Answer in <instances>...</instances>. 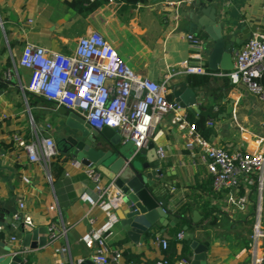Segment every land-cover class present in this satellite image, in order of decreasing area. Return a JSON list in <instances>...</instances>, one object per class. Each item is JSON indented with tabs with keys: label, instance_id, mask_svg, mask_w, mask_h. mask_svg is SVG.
<instances>
[{
	"label": "crops",
	"instance_id": "0c3cea01",
	"mask_svg": "<svg viewBox=\"0 0 264 264\" xmlns=\"http://www.w3.org/2000/svg\"><path fill=\"white\" fill-rule=\"evenodd\" d=\"M66 1L0 0V77L3 78L7 69L17 65L26 42L67 53L81 36L94 30L102 33L117 48L131 68L158 82L169 68L178 69L183 61L190 58L192 47L184 38L190 32V21L185 18L189 5L179 8L182 18L178 28H175L174 22L165 21L166 15L172 13L167 10L168 0H147L145 4H139L131 10H124L117 0H111L86 17L68 7ZM202 2L216 7L229 38L236 33V38L242 40V28H248L250 33H264V0ZM191 33L206 40L205 52L208 54L212 46L208 38L196 31ZM244 42L236 44L238 50ZM227 45L235 43L228 41ZM18 71L25 76L22 69ZM202 78L199 74L181 73L174 76L170 81L169 98L175 100L172 86L180 82L196 91L199 111L189 110L190 113L196 116L202 111L212 113L207 121L211 119L213 126L206 125L213 131L208 137L204 135L206 138L214 144L234 149L243 146L239 139L242 131L262 132V102L258 96L244 86L231 84L225 77H208L206 83L198 84ZM14 87V84H7L3 91L0 89V253H4L3 247L7 246L12 247L13 252L24 249L20 242L11 240L12 231L28 229V224L35 228L48 227L51 222L60 223L62 219L67 227L66 238L48 242V245L37 249L25 248L27 263L58 264L66 259V264H71L68 255L66 258L60 251L67 244L74 264L80 259L92 260L95 244L81 240L91 230L86 216L90 206L80 196L91 190L93 183L82 170L71 165V160L75 158L68 151L65 141L68 129L55 107L44 106L43 110L46 113L57 112L60 129L56 131L53 124L51 133L57 142L63 172L54 176L51 165L46 167L28 160L26 152L13 138L16 133L29 134L33 126L24 97ZM46 123L36 125L42 127ZM161 142L167 147V157L162 165L167 170L168 182H172L175 188L170 192L162 189L168 199L167 210L178 217L181 206L191 203L185 225H188L195 240L206 246L207 264H251L252 212L234 219L217 200L215 192L210 196L201 189L210 175L198 158L195 161L190 158L174 130H166ZM6 145L10 148H6ZM262 197L264 205V192ZM208 198L215 211L211 217L204 218V203ZM22 202L25 207L20 209ZM53 205L59 209L61 217L59 211L50 209ZM118 211L123 215L120 208ZM194 212L196 220L193 219ZM16 213H19L21 221L18 226ZM92 213L99 222L104 219L100 210L96 209ZM179 225V219H172V224L169 223L163 232H148L143 242L135 243L125 234L119 222L111 241L122 248L128 264H154L164 255L169 256L167 251L172 247L170 233ZM226 232L229 234L226 235ZM157 236L169 239L167 250L159 245ZM232 236L235 237L233 240ZM173 248L176 251L174 256L192 259V250L191 256L184 255L183 242L178 241Z\"/></svg>",
	"mask_w": 264,
	"mask_h": 264
},
{
	"label": "built area",
	"instance_id": "2783aa9c",
	"mask_svg": "<svg viewBox=\"0 0 264 264\" xmlns=\"http://www.w3.org/2000/svg\"><path fill=\"white\" fill-rule=\"evenodd\" d=\"M194 1L168 0L167 10L172 13L166 15L165 21L174 22L178 28L179 8ZM184 38L192 47L190 58L178 69L169 68L160 82L131 68L117 48L97 30L81 36L67 53L26 42L17 66L7 69L3 78L22 90L27 107L26 90L52 101L56 110L63 107L73 111L93 130L117 128L121 142L134 146L133 156L154 142L162 163L167 157V147L161 140L166 130H174L190 158L194 161L198 158L212 177L213 192L225 211L234 219L252 212L251 264H264V85L260 82L264 74V33L251 32L250 38L234 54L231 70L209 68L204 38L191 32ZM18 67L27 72L26 77L20 75ZM181 73L225 77L231 84L244 86L258 96L262 102V132L242 131L239 139L243 146L239 148L214 144L192 121L189 108L169 98L170 81ZM30 118L32 131L16 133L13 139L26 152L30 162L49 167L58 155L52 125L47 122L39 127L32 114ZM207 125L213 126V121L208 120ZM71 165L82 170L93 183L92 189L80 196L90 206L86 216L91 230L81 240L95 244L92 261L94 264H128L122 248L111 241L120 222L118 210L123 205L122 191L94 165H84L77 159L71 160ZM24 180L29 182L27 177ZM24 207L25 204L20 203V209ZM50 209L59 211L55 205ZM96 209L104 215L100 222L92 213ZM59 215L61 217L60 211ZM15 218L20 219L19 213ZM48 230L50 243L67 236L62 219L60 223L51 222ZM176 237L182 242L184 231L178 232ZM11 240L21 243L15 236ZM156 240L164 250L168 249V238L157 236ZM60 251L74 264L68 244ZM15 253L24 255L26 250L21 248ZM83 261L80 259L78 263ZM58 264H66V259ZM154 264H171V260L164 255ZM175 264H192V259L182 256Z\"/></svg>",
	"mask_w": 264,
	"mask_h": 264
},
{
	"label": "water",
	"instance_id": "95a60500",
	"mask_svg": "<svg viewBox=\"0 0 264 264\" xmlns=\"http://www.w3.org/2000/svg\"><path fill=\"white\" fill-rule=\"evenodd\" d=\"M188 7L189 12L185 15L186 20L190 21L188 31L202 33L208 38V42L212 43L208 52L209 68L231 70L234 67V54L238 51L236 44L250 38L249 29H240L242 40L236 38V33L229 38L215 6H208L202 0H195ZM180 16L182 18V15ZM228 41L234 42L235 45L228 46ZM7 84L9 82L0 77L1 91ZM172 94L176 101L182 106H187L191 112L199 111L197 93L185 83L174 84ZM27 110L31 114L29 107ZM57 111L69 130L65 141L72 156L82 161L84 165L96 166L106 179L113 181L122 191L123 208L120 210L123 215L118 211V216L122 230L133 242H143L148 232L152 234L163 232L169 223L172 224V219L178 221V217H174L167 210L168 199L162 193V189L170 192L174 185L167 180V170L158 158L154 142L133 156L134 149L130 147V143L121 142L117 128L93 130L73 111L63 107ZM193 215V219L196 220V212ZM15 221L17 226L20 225V219ZM183 231L184 239L193 251L192 264H207L206 246L195 240L194 234L188 230V225L183 227ZM48 234V227L35 228L30 224L28 229L11 232L12 236L21 241L22 247L27 249L48 245ZM3 249L4 253H0V264H27L24 255L13 252L12 247L7 246ZM77 264L94 262L87 259Z\"/></svg>",
	"mask_w": 264,
	"mask_h": 264
},
{
	"label": "trees",
	"instance_id": "16d2710c",
	"mask_svg": "<svg viewBox=\"0 0 264 264\" xmlns=\"http://www.w3.org/2000/svg\"><path fill=\"white\" fill-rule=\"evenodd\" d=\"M109 0H67V6L75 9L79 14L83 15V16H87L90 13H92L93 11H95L98 7L104 5L105 3H107ZM120 4H121V8L122 9H126V10H131L132 8H135L136 6H138L139 4H145L147 2V0H117ZM203 78L198 82V84H204L207 82V78L209 76H204L202 75ZM260 82L264 85V74L260 80ZM26 98L28 101V105L29 108L31 110V114L32 117L34 119V122L38 125H41L43 122H54V119L57 116V112H49L46 113L43 110L44 106H52V107H56L55 104L52 101H48L40 96L35 95L34 93L27 91L26 90ZM22 104V103H20ZM19 104V106H20ZM212 115L211 111L208 112H200L197 116L190 113V118L192 119V121L195 122L196 126L198 127V129L201 131V133H203L206 137H208L211 132L213 131L211 129V127H208L207 124V119L208 116ZM6 148H10L8 147V145H6ZM60 156L56 155L51 163H50V167L52 169V174L54 176H57L59 174H61L63 172V164L60 162ZM202 190H204L205 192L209 193L210 196H213V189H212V177L210 176V178L203 184V186L201 187ZM205 208H206V213L204 218H208L211 217L212 212L215 211V207L211 204V200L210 198H208V200L204 203ZM191 209V203H184L181 208L180 211L178 212V219L180 220V225L177 226L174 230L172 231V233H170L171 235V248L170 250L167 251V253L169 254V256L171 257V260L173 262V264H175V262H177L180 259V255H175L176 251L173 248L176 243H178V239L176 237L177 233L182 231L183 227L186 224V214L188 212V210ZM214 221V219L212 220ZM183 245H184V255H192V251L190 249V246L187 243V240H183ZM28 264V263H27Z\"/></svg>",
	"mask_w": 264,
	"mask_h": 264
},
{
	"label": "rangeland",
	"instance_id": "374dc122",
	"mask_svg": "<svg viewBox=\"0 0 264 264\" xmlns=\"http://www.w3.org/2000/svg\"><path fill=\"white\" fill-rule=\"evenodd\" d=\"M15 59H16V58H15ZM16 63H17V59H16ZM17 64H18V63H17ZM16 66H17V65H16ZM18 70H20L19 67H18ZM26 76H27V72H25V77H26ZM17 89L19 90L18 92H19L20 94H22V90H21L20 88H17ZM57 120H58V119L55 118V119H54V122H52V123L49 122V123H51L52 126H53V124H54V127H55L56 131H57L58 129H60V126H59V123H58ZM67 132H69V130H67ZM130 147L133 148V149H135L134 146H133L131 143H130ZM251 227H252V226H251ZM225 234L228 235L229 232H226ZM231 238H232L231 240H233L235 237L232 236Z\"/></svg>",
	"mask_w": 264,
	"mask_h": 264
}]
</instances>
